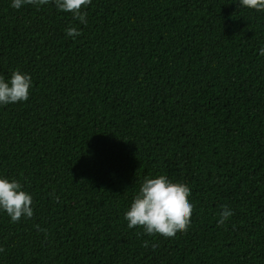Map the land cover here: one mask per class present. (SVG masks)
Returning a JSON list of instances; mask_svg holds the SVG:
<instances>
[{"label":"trees","instance_id":"trees-1","mask_svg":"<svg viewBox=\"0 0 264 264\" xmlns=\"http://www.w3.org/2000/svg\"><path fill=\"white\" fill-rule=\"evenodd\" d=\"M85 10L81 24L51 3L0 0V75L33 81L26 101L0 106V174L33 207L17 222L0 212V264H264V11L236 0ZM158 174L191 192V223L173 238L123 215ZM224 205L233 215L218 226Z\"/></svg>","mask_w":264,"mask_h":264},{"label":"clouds","instance_id":"clouds-1","mask_svg":"<svg viewBox=\"0 0 264 264\" xmlns=\"http://www.w3.org/2000/svg\"><path fill=\"white\" fill-rule=\"evenodd\" d=\"M238 5L256 11H264V0H236ZM53 4L57 10L70 12L73 19L87 24V7L91 0H10V6L20 9L24 5L41 8ZM67 37L80 35V30L70 25L65 30ZM264 55V47L259 50ZM33 85L31 75L13 69L5 78L0 75V106L26 101ZM191 192L183 183L171 181L166 175L145 176L124 211V219L129 228L142 227L148 235L159 234L173 238L176 233L186 231L191 223L193 204L188 199ZM0 212L6 213L11 222L22 217L33 216L32 195L24 190L21 182L0 174ZM233 215V210L224 205L216 221L223 226ZM147 241L145 245L147 246ZM155 247V245H153Z\"/></svg>","mask_w":264,"mask_h":264}]
</instances>
